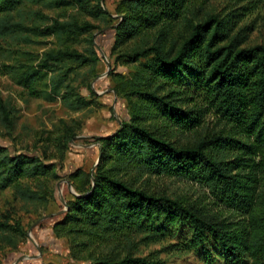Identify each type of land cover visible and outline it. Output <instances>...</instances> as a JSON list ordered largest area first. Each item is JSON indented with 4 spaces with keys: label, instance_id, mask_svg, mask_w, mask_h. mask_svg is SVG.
I'll list each match as a JSON object with an SVG mask.
<instances>
[{
    "label": "trees",
    "instance_id": "16d2710c",
    "mask_svg": "<svg viewBox=\"0 0 264 264\" xmlns=\"http://www.w3.org/2000/svg\"><path fill=\"white\" fill-rule=\"evenodd\" d=\"M213 1L118 0L114 20L102 0H0V39L62 43L37 58L22 51L13 63L0 62V72L26 97L88 108L69 84L70 65L98 61L92 45L83 52L72 46L95 25L73 16L27 25L21 16L28 3L116 21L111 55L130 66L126 74L109 73L128 120L97 139L101 151L92 174L70 175L85 180L54 225L77 264H166L140 249L156 244L205 264H264V43L246 45L253 27L242 24L252 12L246 4L257 1L227 0L222 8L211 7ZM16 112L0 98V124L13 130ZM72 138L70 132L57 137L64 148ZM55 167L0 144V192L13 188L25 202L44 200L21 180L55 179ZM128 168L140 180L167 176L198 185L211 212L123 179Z\"/></svg>",
    "mask_w": 264,
    "mask_h": 264
},
{
    "label": "rangeland",
    "instance_id": "374dc122",
    "mask_svg": "<svg viewBox=\"0 0 264 264\" xmlns=\"http://www.w3.org/2000/svg\"><path fill=\"white\" fill-rule=\"evenodd\" d=\"M226 1L215 0L211 7L222 8ZM256 1L246 4L252 5V12L242 23L252 24L253 31L246 43L250 46L264 43V1ZM117 2L118 0H102L103 8L112 14L114 20H117V15L114 14ZM22 10L24 16L21 17L27 25H43V21L49 24L52 19L61 21L72 16L95 25L98 29L93 30L90 36H79L72 46L83 52L90 48L88 44L92 45L98 61L83 67L70 65L72 70L69 84L73 92L90 102L88 108L80 110L66 106L58 99L49 102L42 98H28L21 87L16 86L8 75L0 72V98L13 104L17 111L13 130L0 124V144L11 153H31L43 158L45 163L56 165L53 172L58 177L21 180L22 184L37 191L44 200L41 198L25 202L18 195L15 197L13 188L0 192V222L5 224V227L0 228V264H77L70 257L71 243L67 238L59 237L61 231L54 229V225L67 212V201L72 196H78V183L85 180L81 177L74 179L70 175L78 172L92 174L101 151L97 139L114 134L121 128L122 121L128 120L125 103L112 89L109 73L113 71L126 74L130 66L116 64L111 55L114 42L112 28L116 21L112 25L107 24L100 18L78 13L72 8L50 9L28 3ZM33 39L34 42L29 44L10 37L0 39V62L13 63V57H18L22 51L32 53L37 58L44 51L55 50L62 45L56 37H33L31 40ZM210 121L211 124L208 125ZM213 121L212 117H208L206 124L211 127ZM69 132L73 134V138L69 139L64 148L57 137ZM135 174L132 168H128L119 176L129 179L136 178ZM142 178H136L137 182L145 183L150 191L195 203L205 211L212 210L207 194L196 184L167 176ZM163 246L156 244L141 246L140 249L143 255L153 253L166 264H205L192 254L161 251ZM107 247L114 249L112 244H107Z\"/></svg>",
    "mask_w": 264,
    "mask_h": 264
}]
</instances>
